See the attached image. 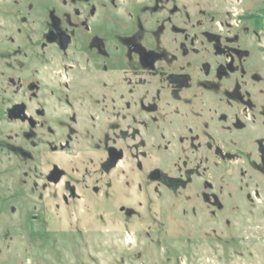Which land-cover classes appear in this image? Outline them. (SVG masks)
<instances>
[{
    "label": "rangeland",
    "instance_id": "1",
    "mask_svg": "<svg viewBox=\"0 0 264 264\" xmlns=\"http://www.w3.org/2000/svg\"><path fill=\"white\" fill-rule=\"evenodd\" d=\"M0 264H264V0H0Z\"/></svg>",
    "mask_w": 264,
    "mask_h": 264
},
{
    "label": "flooded vegetation",
    "instance_id": "2",
    "mask_svg": "<svg viewBox=\"0 0 264 264\" xmlns=\"http://www.w3.org/2000/svg\"><path fill=\"white\" fill-rule=\"evenodd\" d=\"M255 21H257V17H256ZM61 33L66 34L63 31L56 30V31L50 32L49 33V37L52 40L57 41L59 46H60V48L65 49L67 47V44L70 41V36L68 34H66L68 36V40L66 42V45L64 47H61V44H60V34ZM9 116L10 117H14V118H20V119L22 118L23 119L25 117V107H24V105H15V106H13L9 110ZM60 175H61V172L57 168H53V170L50 172V175L48 176V179L53 180V179H55L58 176L57 180H59V176Z\"/></svg>",
    "mask_w": 264,
    "mask_h": 264
},
{
    "label": "water",
    "instance_id": "3",
    "mask_svg": "<svg viewBox=\"0 0 264 264\" xmlns=\"http://www.w3.org/2000/svg\"><path fill=\"white\" fill-rule=\"evenodd\" d=\"M68 40V36L64 33H61L60 34V44H61V47H64L66 45V42ZM58 179V176L53 179V181H56Z\"/></svg>",
    "mask_w": 264,
    "mask_h": 264
}]
</instances>
